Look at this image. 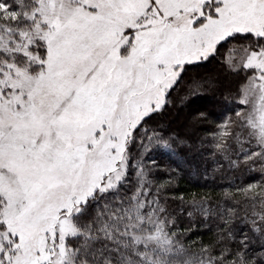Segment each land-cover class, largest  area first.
I'll return each instance as SVG.
<instances>
[{
  "label": "snow or ice",
  "instance_id": "snow-or-ice-1",
  "mask_svg": "<svg viewBox=\"0 0 264 264\" xmlns=\"http://www.w3.org/2000/svg\"><path fill=\"white\" fill-rule=\"evenodd\" d=\"M230 41L214 153L264 174V0H0V264H264V184L194 204L220 224L193 250L147 162L170 147L149 121Z\"/></svg>",
  "mask_w": 264,
  "mask_h": 264
},
{
  "label": "trees",
  "instance_id": "trees-1",
  "mask_svg": "<svg viewBox=\"0 0 264 264\" xmlns=\"http://www.w3.org/2000/svg\"><path fill=\"white\" fill-rule=\"evenodd\" d=\"M234 44L235 41H230L221 46L214 57L203 63L188 66L171 92L168 106L155 115L146 126L161 130L160 134L170 144L169 148L157 147L147 153V162L149 164L155 162L150 179L164 186L163 195L167 207L176 219L175 230L183 233L181 238L193 250L198 249L202 244L215 243L220 224V219L215 213L205 218L194 210L192 207L194 204L210 201L214 209L222 211L240 202L243 209L247 205L243 203L244 197L238 189L253 183L264 184V174L259 171V165H254L253 170L233 169L228 166L226 159H221L214 153L216 133L220 125L229 117H234L235 111L239 108L236 89L243 73L237 74L227 70L223 53L224 48L228 46L230 48ZM214 63L220 66L219 68L236 75L234 79L232 76L229 77L226 90H222L219 84L216 94H209L206 89H198L201 85L192 86V80H197L198 77L202 79L208 72L210 78L215 80L218 69H214ZM184 83L189 85L182 88ZM232 85H235L233 90ZM177 107L187 110L189 116L197 113L195 124L189 125L185 131L180 126L182 122L175 121V125H169L170 121L176 118L173 113ZM201 113L206 119L198 118ZM188 212H192V216H188ZM241 229L252 236L248 227L237 218L233 231L239 232ZM258 246L253 236V251Z\"/></svg>",
  "mask_w": 264,
  "mask_h": 264
},
{
  "label": "rangeland",
  "instance_id": "rangeland-1",
  "mask_svg": "<svg viewBox=\"0 0 264 264\" xmlns=\"http://www.w3.org/2000/svg\"><path fill=\"white\" fill-rule=\"evenodd\" d=\"M235 45V44H234ZM234 45H232L230 48H228V47H226V48H224V50H223V53H224V60H225V63H226V59L229 57V56H231L232 54L229 52V49H231ZM216 63H214L213 65V67H214V69H218V71H216L217 73V77L215 78V80H214V82L212 83V85L213 86H215V87H217L218 88V85L219 84H221V86H222V90L223 89H225L226 87H228V81H230V79H229V77H233V79L236 77V75H232V74H230V72L229 71H227L228 70V68H227V70L226 69H221V68H219L220 66H216L215 65ZM221 69V70H220ZM209 74V72L208 73H205V75H203V76H205V77H203V78H205V79H203V81L204 80H206V78L208 79V78H210V76L208 75ZM210 74H212V72L210 73ZM187 79H189V78H187ZM186 79V80H187ZM193 81V84H192V86L193 85H201V82H202V79H200L199 77H198V79L197 80H192ZM236 81V80H235ZM234 81V82H235ZM189 85V84H188ZM188 85H186L185 83L182 85V88H184L185 86H188ZM181 88V89H182ZM217 88L216 89H213V90H209L207 93H209V94H216L215 92H216V90H217ZM233 88H235V85H232L231 86V89L233 90ZM230 89V88H229ZM208 89H206V91H207ZM226 90V89H225ZM173 114H175L174 116L176 117L175 119H176V121H177V123H180V122H182L181 124H180V126L181 127H183V130L185 131V130H187L188 128V126L190 125H194L195 124V119L197 118V113H195V115H193V116H189L188 115V113H187V110H184L183 108H182V110L181 109H178V107L176 108V111L173 113ZM185 119V120H184Z\"/></svg>",
  "mask_w": 264,
  "mask_h": 264
},
{
  "label": "bare ground",
  "instance_id": "bare-ground-1",
  "mask_svg": "<svg viewBox=\"0 0 264 264\" xmlns=\"http://www.w3.org/2000/svg\"><path fill=\"white\" fill-rule=\"evenodd\" d=\"M203 79L205 78H202V82H201V87H199L198 89H201V90H205V89H208L207 91L209 90H213V89H216L217 87L213 86L212 83L214 81V79H211V78H206V80L203 81ZM181 109V108H180ZM182 110V109H181ZM175 119L171 120L169 125L170 126H173L175 125Z\"/></svg>",
  "mask_w": 264,
  "mask_h": 264
}]
</instances>
